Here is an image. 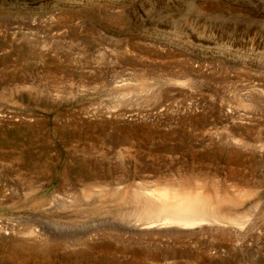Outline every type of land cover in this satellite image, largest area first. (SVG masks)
Listing matches in <instances>:
<instances>
[{"label":"rangeland","instance_id":"1","mask_svg":"<svg viewBox=\"0 0 264 264\" xmlns=\"http://www.w3.org/2000/svg\"><path fill=\"white\" fill-rule=\"evenodd\" d=\"M0 264H264V0H0Z\"/></svg>","mask_w":264,"mask_h":264},{"label":"bare ground","instance_id":"2","mask_svg":"<svg viewBox=\"0 0 264 264\" xmlns=\"http://www.w3.org/2000/svg\"><path fill=\"white\" fill-rule=\"evenodd\" d=\"M188 186H187V190H188ZM191 187H193V186H190V188ZM168 188L170 189V187H168ZM174 188H176V187H174ZM174 188H172L173 190L172 189L171 190H166L162 194L151 193V194H149L147 196L146 195L144 196V195L140 194L141 195L140 197L143 199L144 202L153 204L155 206L154 214H155V217L157 218V219H155V220H157V222L150 221V223L148 222L142 228H141V226L138 229L136 228L137 230H139V232L140 231H149L151 229L152 230L155 229L157 231H161V230L164 231L166 229L175 228L176 231H178V234H179V231H183V230H188L189 231V230L194 229L195 227L197 229L198 226H203V225H212V226H214L216 223L218 224L217 221H220V222L223 221L222 220L223 217L221 218V217L215 215L213 210H210V208L208 207V204L206 205V203L208 201L203 195L202 196L195 195V194L192 195V191H189L191 193H188V192H185V191L184 192H180V191L174 190ZM190 188H189V190H191ZM200 188H203V187L200 186ZM196 191H194V192H196ZM199 191H201V189ZM203 191H204V188H203ZM134 196L136 197L135 194H134ZM144 202H143V204H144ZM145 206H146V204H145ZM220 206H222V205H220ZM210 207H212V206H210ZM223 208H222V210H223ZM150 212H151V210H150ZM154 224H156V225H154ZM226 224H228V223L226 222ZM229 224H231V223H229ZM218 225H220V224H218ZM225 227H227V226H225ZM198 228L200 229V227H198ZM236 228H238V227H235V229ZM205 229H204V231H205ZM236 230H239V229H236ZM164 232H166V231H164ZM193 232H195V231H193ZM167 233H168V231H167ZM183 233H185V232H183ZM191 233L192 232L190 231L189 234H191ZM239 235H241V234H239Z\"/></svg>","mask_w":264,"mask_h":264}]
</instances>
